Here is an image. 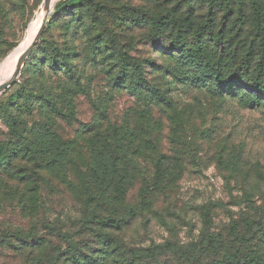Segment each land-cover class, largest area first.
I'll return each instance as SVG.
<instances>
[{
	"label": "rangeland",
	"instance_id": "obj_1",
	"mask_svg": "<svg viewBox=\"0 0 264 264\" xmlns=\"http://www.w3.org/2000/svg\"><path fill=\"white\" fill-rule=\"evenodd\" d=\"M63 2L75 6L57 17ZM44 3L0 0V82L13 76L14 55ZM174 19L186 20L184 28H175ZM48 22L18 80L0 92L1 147L15 146L18 139L7 125L14 121L20 131L28 129L29 147L43 142L80 146L91 148L103 164L118 160L119 175L126 180L119 215L129 223L118 233H101L108 241H122L127 257L141 255V264H212L229 247L233 225L238 223L250 239L247 227L264 228V106L252 107L239 84L264 81V0H231L228 5L212 0H53ZM198 41L207 61L237 94H222L216 76L179 58L177 45L189 48ZM56 52L67 55L73 78L48 67L47 59ZM135 64L142 65L147 83L169 99L167 106L132 95L129 87L139 78ZM26 89L37 94L35 100L20 101ZM121 143L132 147L131 162L123 159ZM238 157L241 161L235 162ZM73 159L40 172L48 181L41 187L47 204L41 218L60 217L64 231L79 241L88 228L82 226V211L89 209L81 202L80 188L71 189L63 180L81 178L71 167ZM157 161L168 188L156 202L139 192L146 179L153 184ZM0 218H7L0 236L20 223L25 232L33 228L18 215ZM84 233L88 238L90 233ZM208 233L218 234L220 242L205 250L187 248L206 244ZM245 245L243 258H252L254 244ZM140 248L150 249L144 255ZM0 264L27 262L21 252L5 246L0 247Z\"/></svg>",
	"mask_w": 264,
	"mask_h": 264
},
{
	"label": "trees",
	"instance_id": "obj_2",
	"mask_svg": "<svg viewBox=\"0 0 264 264\" xmlns=\"http://www.w3.org/2000/svg\"><path fill=\"white\" fill-rule=\"evenodd\" d=\"M230 1L212 0L213 4L217 5H228ZM73 6L75 5L61 3L57 8L56 16H67L72 13ZM185 21L178 23L174 19L171 22H173L175 28H184ZM49 24L50 22H47L44 32L49 27ZM179 43L184 45L185 41ZM176 50L181 54L178 55L181 60L185 59L188 64L201 67L208 76H216L217 88L222 94H237L236 90L233 91L234 86L231 85L230 81L222 79L219 73L220 69L212 66L207 61L208 54L205 52L201 41L189 48L177 45ZM172 55L178 59L176 53ZM47 63L48 67L56 73L62 71L69 78L74 77L73 66L67 55L56 52L55 55L47 59ZM135 70L139 78L131 83L129 87L132 95L140 100L150 98V100L158 104L167 106L169 99L165 94L160 89L152 87L144 79L145 72L142 65L135 64ZM233 82H235V79L232 80ZM239 84L241 90L244 88V94L248 96L249 104L252 107L264 106V81L254 84L246 82ZM35 96L37 94L34 91L26 89L21 92L20 101H33ZM0 118L2 117L0 116ZM15 123L14 121H7V125L11 130L10 134L18 139L15 146L10 144L0 146V216L18 215L22 221L31 222L33 228L25 232L24 224L20 223L17 226L18 229L14 231H1L0 247H12L16 251L21 252L25 256L27 264H141L138 263L141 255L127 257L128 251L125 250V244L122 241L117 243L112 240L108 241L107 236L101 233L106 231L118 233L129 223L125 216L119 215L121 212L119 202L122 203L123 200L121 191L126 180L122 175H119L121 170L118 167V165L120 166V163L117 162L118 160L113 159L109 164H103V162L96 161L91 148L82 149L80 146L69 145L60 148L58 146L51 147L47 145L48 142H43L39 144L38 148L29 147L27 139L28 129L20 131L15 126ZM121 144L119 149L122 152L123 159L131 162L132 147L129 148L127 144ZM117 147H119L118 144ZM146 151H148L147 148L144 149V152ZM46 155L47 158L45 157ZM60 156L62 160L65 157L63 162H61L62 160L59 161ZM69 156L74 157L71 167H74L76 176L81 174V178L76 181L63 177V180L68 183L71 189L78 190L80 188L83 196L81 202L89 209L88 211H82V226L83 228H88L80 233L83 236L79 241L74 239L73 235L64 231L60 217H55L52 220L46 216L41 218V210L47 206L46 198L41 194V187L43 182L48 183V181H46V178L40 177V172H43V170L50 171L52 168L57 169L59 165L64 164ZM43 157H45L43 161L38 162V159ZM129 157L131 159L126 160ZM237 161H241L239 157L235 160V162ZM157 162L153 184L147 185L146 182L148 180L146 179L143 181L144 184L139 192L151 195L156 202L158 201L156 196L158 194L163 195L165 189L168 188L166 183H164L165 180L161 175L162 173H160L161 163ZM65 166L63 165V169ZM133 182L134 180L131 181V184ZM49 183L51 187V181ZM2 219L0 218V224ZM3 220H7V218ZM38 226L42 227L41 233L38 232ZM94 226L97 227L95 231L93 230ZM256 226L254 224L250 228L247 227L246 233L248 235L252 231L250 239L240 233L238 223L233 225L232 238L227 240L229 247L226 248L222 259H215L212 264H245L247 261L248 264H264V228L257 230ZM9 228H12V226ZM84 232L90 233L88 238L84 237L87 236L84 235L86 234ZM219 239L218 234L208 233L206 244H189L187 248L189 250H195L196 248H202V250H205L204 248L210 249V247H214L220 242ZM167 244H170L174 250L178 246L170 242ZM245 244L251 246L254 244L251 252L254 255L252 258L250 256H248L249 259L243 258L247 251ZM146 249L150 248H140L138 251L146 255Z\"/></svg>",
	"mask_w": 264,
	"mask_h": 264
},
{
	"label": "water",
	"instance_id": "obj_3",
	"mask_svg": "<svg viewBox=\"0 0 264 264\" xmlns=\"http://www.w3.org/2000/svg\"><path fill=\"white\" fill-rule=\"evenodd\" d=\"M52 1L53 0H45L44 7H43L44 8V17H43L42 23L40 25V28L38 30V33H37L35 39L31 42V44L26 48V50L23 52V54L18 59V62L16 64L13 76L10 79L2 81L0 83V92L2 90H4V89H7V88L11 87L13 84H15V82L18 80V78L20 76L21 68L23 67V65L25 63V60L29 56V54L32 51V49L41 40V37H42L43 32L45 30V26H46V24L48 22V16H49V13H50Z\"/></svg>",
	"mask_w": 264,
	"mask_h": 264
},
{
	"label": "bare ground",
	"instance_id": "obj_4",
	"mask_svg": "<svg viewBox=\"0 0 264 264\" xmlns=\"http://www.w3.org/2000/svg\"><path fill=\"white\" fill-rule=\"evenodd\" d=\"M43 17H44V8L41 9V11L37 14L36 18L31 22L27 30L26 36L21 42L16 54L14 55L13 61L11 63L13 66L16 67V64L20 56L23 54L26 48L31 44V42L35 39L38 33V30L40 28V25L42 23ZM14 71H15V68H14Z\"/></svg>",
	"mask_w": 264,
	"mask_h": 264
}]
</instances>
